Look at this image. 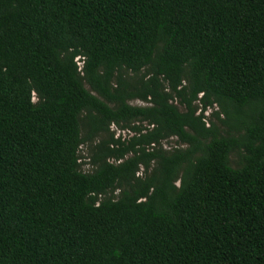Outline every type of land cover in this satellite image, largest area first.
<instances>
[{"label":"trees","instance_id":"1","mask_svg":"<svg viewBox=\"0 0 264 264\" xmlns=\"http://www.w3.org/2000/svg\"><path fill=\"white\" fill-rule=\"evenodd\" d=\"M0 264H264V0H0Z\"/></svg>","mask_w":264,"mask_h":264},{"label":"rangeland","instance_id":"2","mask_svg":"<svg viewBox=\"0 0 264 264\" xmlns=\"http://www.w3.org/2000/svg\"><path fill=\"white\" fill-rule=\"evenodd\" d=\"M134 103H142L141 101H134ZM119 132V130H117V133ZM163 144L166 148L175 145L176 141L175 138H169L165 141H163ZM89 146L87 144H83L80 148V153L82 154V158H81V162H82V168L86 169L89 165L87 164V162L89 161Z\"/></svg>","mask_w":264,"mask_h":264}]
</instances>
